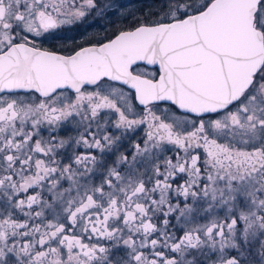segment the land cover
<instances>
[{
    "label": "snow or ice",
    "instance_id": "1",
    "mask_svg": "<svg viewBox=\"0 0 264 264\" xmlns=\"http://www.w3.org/2000/svg\"><path fill=\"white\" fill-rule=\"evenodd\" d=\"M0 264H264V0H0Z\"/></svg>",
    "mask_w": 264,
    "mask_h": 264
},
{
    "label": "flooded vegetation",
    "instance_id": "2",
    "mask_svg": "<svg viewBox=\"0 0 264 264\" xmlns=\"http://www.w3.org/2000/svg\"><path fill=\"white\" fill-rule=\"evenodd\" d=\"M111 2L121 13H139L135 8L137 0H111ZM117 19L118 17L112 12H109L106 18L89 16L83 23L58 30L44 46L57 51H69L89 39L103 37L105 34L110 35L119 26L114 23Z\"/></svg>",
    "mask_w": 264,
    "mask_h": 264
},
{
    "label": "trees",
    "instance_id": "3",
    "mask_svg": "<svg viewBox=\"0 0 264 264\" xmlns=\"http://www.w3.org/2000/svg\"><path fill=\"white\" fill-rule=\"evenodd\" d=\"M139 1L142 3V5L138 4ZM151 3H152V0H150V1L149 0H137V7L135 4L136 11H138L140 13V12H144V11L148 10Z\"/></svg>",
    "mask_w": 264,
    "mask_h": 264
},
{
    "label": "rangeland",
    "instance_id": "4",
    "mask_svg": "<svg viewBox=\"0 0 264 264\" xmlns=\"http://www.w3.org/2000/svg\"><path fill=\"white\" fill-rule=\"evenodd\" d=\"M149 1H150V0H149ZM138 4H139V5H142V3H141L140 1L138 2ZM139 5H138V6H139ZM136 6H137V4H136Z\"/></svg>",
    "mask_w": 264,
    "mask_h": 264
}]
</instances>
